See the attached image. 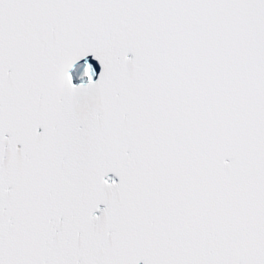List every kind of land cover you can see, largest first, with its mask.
I'll return each mask as SVG.
<instances>
[{"label":"snow or ice","instance_id":"6c2138e0","mask_svg":"<svg viewBox=\"0 0 264 264\" xmlns=\"http://www.w3.org/2000/svg\"><path fill=\"white\" fill-rule=\"evenodd\" d=\"M0 264H264V0H0Z\"/></svg>","mask_w":264,"mask_h":264}]
</instances>
